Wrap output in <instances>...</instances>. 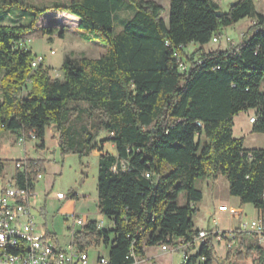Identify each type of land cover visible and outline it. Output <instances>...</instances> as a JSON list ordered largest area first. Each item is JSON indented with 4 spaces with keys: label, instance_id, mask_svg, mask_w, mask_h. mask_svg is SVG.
Instances as JSON below:
<instances>
[{
    "label": "trees",
    "instance_id": "obj_1",
    "mask_svg": "<svg viewBox=\"0 0 264 264\" xmlns=\"http://www.w3.org/2000/svg\"><path fill=\"white\" fill-rule=\"evenodd\" d=\"M233 2L222 12L214 0H169L166 24L162 6L153 0H69L27 7V24L0 23V130L17 137L34 131L36 147L44 148L50 127L58 133L62 155L99 153L98 211L112 226L99 229L88 221L83 233H75L78 248L102 243L108 264H134L145 259L146 247L189 239L197 231L193 204L202 199L198 179L223 177L230 196L264 217V148L247 149L233 136L234 117L249 110L256 114L251 131L264 133V14L253 0ZM122 8H132L133 14L115 33L114 15ZM49 11L72 14L78 28L87 30L81 38L91 42L92 35L100 36L106 52L67 57L62 78H50L42 65L32 69L28 45L19 43L33 29L55 32L36 26ZM243 18L255 23L238 45L203 49ZM190 43L198 47L181 72L179 60L185 62L183 48ZM27 82L31 89L19 96ZM102 129L108 139L97 142ZM106 142L115 153L104 152ZM23 176L17 175L20 186ZM180 193L183 205L177 203ZM238 247L232 256L254 255L256 264H264V248L256 242L241 236ZM198 255L213 264L211 239Z\"/></svg>",
    "mask_w": 264,
    "mask_h": 264
},
{
    "label": "rangeland",
    "instance_id": "obj_2",
    "mask_svg": "<svg viewBox=\"0 0 264 264\" xmlns=\"http://www.w3.org/2000/svg\"><path fill=\"white\" fill-rule=\"evenodd\" d=\"M69 0H0V23L2 24H27L28 17L25 15L27 7L51 6L54 4L67 3ZM162 6L161 17L168 23L169 0H153ZM222 12L228 10V6L235 0H214ZM255 8L259 13L264 14V0H253ZM133 14V9L122 8L114 15V32L121 29L120 21L128 20ZM70 13L60 11H49L41 16L36 24L37 27L45 26L55 29L52 35L41 34L39 30L33 29L29 32L28 49L31 57L43 56L42 68L47 71L50 78H56L63 75L62 64L67 57L78 60L81 57L96 58L106 52L102 44V39L98 35H92V41L87 42L81 38L80 33H87L85 29L77 27V21ZM255 23V20L243 18L225 28V33L234 41L239 39L240 31L246 32L247 29ZM58 31H63V37L58 36ZM223 34V33H222ZM226 35L223 34L219 42L209 41L203 46L205 51L226 49ZM232 39H230L232 41ZM27 46V45H26ZM228 46H230L228 44ZM198 45L190 43L183 48L182 55L183 67L185 70L189 67L188 56ZM50 51H53L51 54ZM187 57V58H186ZM186 58V59H185ZM2 72L0 71V85ZM25 91L20 92L24 95L31 89L27 82ZM260 90L264 92V77L260 84ZM249 113L241 112L235 117L233 136L243 139V146L247 149L264 148V133H253L251 131L252 123L248 121ZM108 132L100 130L95 135V141L108 139ZM44 148H37L38 139H30L25 144H19L17 136L9 131L0 130V163L4 166L5 173L10 174L14 169V161L26 156L34 158L45 164L46 171L43 178L35 185L36 198L31 202L37 231L39 233L49 232L52 237L59 242L61 248H66L70 242L71 220L68 216L75 213L87 223L95 221L98 225L102 221L103 225L99 229H110L112 222L102 216L98 211L97 197V171H98V153L92 151L85 157H78L76 154L62 155L58 147V133L52 128L47 127L44 132ZM103 149L109 153H115L111 142H106ZM195 181V187L201 190L203 196L199 202L193 204L192 221L195 229L218 228L229 229L240 228L244 223L259 219L258 211L251 204H243L235 196L228 194L227 181L220 177L214 190L206 188L202 181ZM61 192L65 195L63 200H57L55 194ZM75 195V197H72ZM239 202H235L234 200ZM185 202L183 193L177 198L178 205ZM225 203L229 209L230 206L241 209L240 216L232 217L231 220L224 217V213L215 214L214 209L218 204ZM241 205V206H240ZM46 228V229H45ZM47 230V231H46ZM242 233L232 243V247L227 248L226 241L215 243V253L213 264H256L255 257L247 256L239 259L237 255L232 254L238 251L237 243L241 236H249L250 233L241 229ZM83 233L84 226L76 228V233ZM254 242L253 240H250ZM264 248V241L259 244ZM223 250V252L218 251ZM230 257L227 258V252ZM87 264H99L97 258L107 257L108 247L104 244L91 245L88 247ZM145 259L137 260L134 264H182L180 253H168L160 250V244L146 247L144 250ZM245 255V252L242 253ZM219 260H221L219 262Z\"/></svg>",
    "mask_w": 264,
    "mask_h": 264
},
{
    "label": "built area",
    "instance_id": "obj_3",
    "mask_svg": "<svg viewBox=\"0 0 264 264\" xmlns=\"http://www.w3.org/2000/svg\"><path fill=\"white\" fill-rule=\"evenodd\" d=\"M221 36H212V42H219ZM225 41L230 45V38ZM29 44V39L20 41L19 46ZM52 54L53 51H50ZM178 56V55H176ZM179 57V56H178ZM43 56L32 57L30 67L36 69L43 63ZM179 60V59H178ZM179 70L185 71L183 63L179 60ZM248 121L254 123L256 114L249 117ZM35 139L34 131L21 133L17 137L19 144H25L27 140ZM40 160L27 158L26 156L14 161V173L11 176H3L0 173V248H4V256L0 257V264H87L88 255L86 249H80L74 242L76 228L85 226L82 217L71 213L68 218L71 220L70 242L66 248H61L55 238L49 232L39 233L33 214L31 202L36 198L35 185L43 178L44 171L40 167ZM42 166V165H41ZM22 174L25 178V185L17 184V175ZM149 177V174H145ZM28 183L32 184L29 186ZM57 200H63L65 195L61 192L55 194ZM264 198V194H263ZM218 211H227L230 216H239L240 213L229 209L227 205H220ZM103 225L100 222L97 227ZM247 230L259 243L264 241V217L244 223L240 228L222 231L218 229L197 230L189 239H175L171 244H161L160 250L168 253H180L182 263H187L191 257L194 261L191 264H205L207 258L198 255L209 239L212 244L227 242L226 247H232L242 233L241 229ZM132 255V254H131ZM99 264H108L107 257H99Z\"/></svg>",
    "mask_w": 264,
    "mask_h": 264
},
{
    "label": "crops",
    "instance_id": "obj_4",
    "mask_svg": "<svg viewBox=\"0 0 264 264\" xmlns=\"http://www.w3.org/2000/svg\"><path fill=\"white\" fill-rule=\"evenodd\" d=\"M76 21H77V27H78V19L76 18V17H73ZM222 33L223 34H225L226 35V37H228V38H230L226 33H225V31H222ZM244 33L245 32H242V31H240L239 33H238V35H239V39L238 40H236V41H234L232 38H230V39H232V42H231V44L232 45H234V46H236V45H238L242 40H243V38H244ZM222 34V35H223ZM53 36V35H52ZM26 38L28 39V35H26ZM230 46H228V44H226V49L227 48H229ZM56 78H62V76H59V77H56ZM26 89L24 88V90H23V92L25 91ZM249 113V115H248V119H249V117H251L252 115H253V110H249V111H246L245 113ZM238 116V115H237ZM237 116H235V117H237ZM235 117H234V120H235ZM234 120H233V123H234ZM233 128H234V125H233ZM238 138V137H237ZM104 152H106L105 150H104ZM98 153V152H97ZM111 154H113V153H111ZM98 155H99V153H98ZM19 159V158H18ZM17 160V159H16ZM42 167H43V169H44V173H45V171H46V167H45V164L43 163L42 164ZM4 169V166H3V164H2V171L0 172L3 176H11L13 173H14V169H13V171L10 173V174H8V173H5L6 171H4L3 170ZM44 173H43V175H44ZM220 179V177H218L217 179H206V180H204V181H202V184L206 187V188H208V187H210L211 188V190H214V188H215V186L217 185V183L219 182L218 180ZM202 196H203V194H202ZM234 200V199H233ZM236 203L237 202H239L238 200H234ZM220 205H226L225 203H220V204H218L217 205V207L214 209V213L215 214H222V213H224V217H226L227 216V218L228 219H230L231 220V218H232V216H230V214L227 212V211H218L217 210V208H218V206H220ZM241 206V205H240ZM243 207L244 206H246V205H242ZM230 208L231 209H233V210H235V211H238L240 214H241V209H238V207L236 208V207H232V206H230ZM258 215H259V218L260 217H263L259 212L257 213ZM240 216V215H239ZM235 217V216H234ZM102 222V221H101ZM46 229V228H45ZM204 229H218V228H204ZM76 230V229H75ZM197 230H200V229H197ZM218 230H226V229H218ZM47 231V230H46ZM48 232V231H47ZM244 239H245V242H249L250 240H253L254 242H256V244L259 246V242L257 241V239L255 238V237H253V236H251V235H249V236H244ZM55 242L59 245V242L57 241V240H55ZM262 243V242H261ZM215 244V243H214ZM214 244H212V246H213V249H214V253H215V246H214ZM238 244H239V242L237 243V246H238ZM87 251H88V248L86 249ZM218 251V250H217ZM218 252H223V250H221V251H218ZM227 252V251H226ZM228 253V252H227ZM87 255H88V253H87ZM255 257V256H254ZM88 261V260H87ZM221 260H219V262H220Z\"/></svg>",
    "mask_w": 264,
    "mask_h": 264
},
{
    "label": "bare ground",
    "instance_id": "obj_5",
    "mask_svg": "<svg viewBox=\"0 0 264 264\" xmlns=\"http://www.w3.org/2000/svg\"><path fill=\"white\" fill-rule=\"evenodd\" d=\"M32 64V59H31V62H30V65ZM4 256V248H0V257H3Z\"/></svg>",
    "mask_w": 264,
    "mask_h": 264
},
{
    "label": "water",
    "instance_id": "obj_6",
    "mask_svg": "<svg viewBox=\"0 0 264 264\" xmlns=\"http://www.w3.org/2000/svg\"><path fill=\"white\" fill-rule=\"evenodd\" d=\"M233 4H234V2L230 3V5H233ZM216 15L219 17L221 15V11L220 10L216 11Z\"/></svg>",
    "mask_w": 264,
    "mask_h": 264
}]
</instances>
